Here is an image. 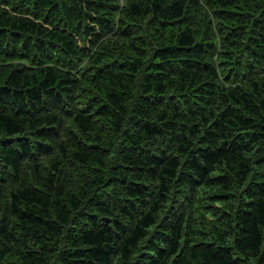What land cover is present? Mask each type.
Wrapping results in <instances>:
<instances>
[{"label":"trees","instance_id":"16d2710c","mask_svg":"<svg viewBox=\"0 0 264 264\" xmlns=\"http://www.w3.org/2000/svg\"><path fill=\"white\" fill-rule=\"evenodd\" d=\"M0 264H264V0H0Z\"/></svg>","mask_w":264,"mask_h":264}]
</instances>
